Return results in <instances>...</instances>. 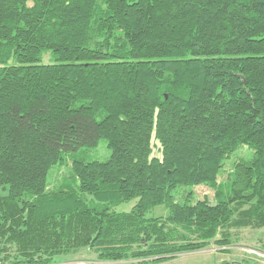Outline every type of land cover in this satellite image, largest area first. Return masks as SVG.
<instances>
[{
  "label": "trees",
  "instance_id": "16d2710c",
  "mask_svg": "<svg viewBox=\"0 0 264 264\" xmlns=\"http://www.w3.org/2000/svg\"><path fill=\"white\" fill-rule=\"evenodd\" d=\"M199 185L214 203L175 201ZM242 228H264V0H0V264L160 262Z\"/></svg>",
  "mask_w": 264,
  "mask_h": 264
},
{
  "label": "rangeland",
  "instance_id": "374dc122",
  "mask_svg": "<svg viewBox=\"0 0 264 264\" xmlns=\"http://www.w3.org/2000/svg\"><path fill=\"white\" fill-rule=\"evenodd\" d=\"M40 63H51L49 53H43ZM110 155L106 141L100 140L97 147L88 150L86 153L87 160L104 161ZM252 156V151L245 146L238 148L231 153L222 164L218 180L225 182L229 172L235 162L247 160ZM71 173V164L53 167L48 175V190H53L55 185L60 183L68 174ZM191 201H204L214 203L213 191L204 185L194 188H180L174 192L175 201L183 202L187 197ZM137 199L122 202L112 209L116 212H129ZM169 213L164 205L152 207L146 213V217H165ZM237 233V240H231V244L226 247L216 246L214 243L207 248L198 251L184 252L168 260L160 262H147L144 264H264V228L250 229L242 228ZM96 254L93 250L86 247L80 252L72 255L59 256V264H98Z\"/></svg>",
  "mask_w": 264,
  "mask_h": 264
}]
</instances>
